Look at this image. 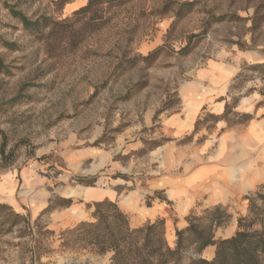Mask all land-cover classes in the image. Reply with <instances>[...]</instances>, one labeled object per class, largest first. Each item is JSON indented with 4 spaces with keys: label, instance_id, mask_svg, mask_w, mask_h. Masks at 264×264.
<instances>
[{
    "label": "rangeland",
    "instance_id": "rangeland-1",
    "mask_svg": "<svg viewBox=\"0 0 264 264\" xmlns=\"http://www.w3.org/2000/svg\"><path fill=\"white\" fill-rule=\"evenodd\" d=\"M50 1L0 0V204L29 222L27 229L21 224L2 235L0 264H109L110 254L61 248L62 232L91 219L74 212L62 226L53 214L61 209L59 200L82 205L83 190L102 184L114 187L119 198L146 189L164 169L166 146H197L212 133L215 99L180 138L166 130V118L216 86L227 105L222 118L230 124L241 99L264 109V60L239 58L264 59V0H173L192 3L179 17L162 12L165 0H116L100 8L102 23L92 33L84 30L88 16L73 17ZM5 3L30 21L63 22L62 36L55 41L33 35ZM224 66L236 73L217 83L213 70ZM257 193L264 197V184L222 206L228 217L215 230V241L236 233L238 219L248 213L246 197L263 204ZM41 196L49 199L35 214ZM153 198L164 200L155 192L145 204ZM127 215L132 229L134 214ZM175 239L166 243L174 247ZM214 252L187 250L185 259L211 260Z\"/></svg>",
    "mask_w": 264,
    "mask_h": 264
},
{
    "label": "crops",
    "instance_id": "crops-1",
    "mask_svg": "<svg viewBox=\"0 0 264 264\" xmlns=\"http://www.w3.org/2000/svg\"><path fill=\"white\" fill-rule=\"evenodd\" d=\"M85 5L84 0H74L65 4L64 10L70 13ZM239 58H254L257 62L264 60L255 54H243ZM213 71L217 83L231 79L236 73L233 67L227 66ZM219 92L220 88L216 86L210 95L193 101L189 109L181 114H172L164 122L166 130L180 138L193 129L199 111L215 99L211 103V111L218 119L204 143L182 149L166 146L164 169L150 179L146 189L138 188L119 198L120 192L112 186L102 184L85 188L79 197L83 204L96 203V200L104 198L116 202L122 212H133L130 225L134 228L163 221L166 239L172 243L175 229L184 230L186 218L192 211L228 206L239 197L248 195L256 186L264 184V109L257 107L254 101L241 99L238 106L235 104L231 110L234 121L230 124L222 118L227 105L223 93ZM243 117H247V121L236 122ZM155 192L163 194L164 200L153 198L146 205L144 198ZM48 199L44 196L34 201L33 212L37 214L44 210ZM10 204L22 209L14 199H10ZM83 204L57 210L53 212L54 217L65 227L68 225L65 218L71 213L84 214Z\"/></svg>",
    "mask_w": 264,
    "mask_h": 264
},
{
    "label": "trees",
    "instance_id": "trees-1",
    "mask_svg": "<svg viewBox=\"0 0 264 264\" xmlns=\"http://www.w3.org/2000/svg\"><path fill=\"white\" fill-rule=\"evenodd\" d=\"M71 1L73 0H53L50 3L56 8H63ZM113 2L117 1L87 0L85 6L74 10L73 17L88 16L84 30L86 33H92L99 29L102 23L100 8ZM165 2L162 12H174L176 17H179L184 8L191 10L192 7V3L173 0ZM9 8L12 16L33 35L53 38L56 41L64 32L63 22H53L46 17L30 21L13 6ZM45 30H48L46 34ZM262 67L257 65L254 68ZM247 119L243 117L236 122L244 123ZM256 196L264 199L260 193ZM245 199L249 202L248 213L238 219L237 230L233 236L219 241L214 239L215 230L222 226L228 217L226 210L218 205L204 209L201 217L188 216L184 230L175 231L174 247L166 243L163 221L131 229L128 215L119 209L116 202L103 200L89 203L86 204L84 212L88 213L91 221L80 222L76 227L62 232L60 246L62 249L74 250L89 248L97 255L110 254L109 264H264V229L254 228L255 225L264 224V202L257 206L254 198ZM51 204L52 200H49L47 209H51ZM72 205L71 199L62 198L57 207L62 209ZM21 224H25L26 229L29 227L25 217L0 204V238ZM208 247H215L211 260L195 257L185 259L187 250L201 254Z\"/></svg>",
    "mask_w": 264,
    "mask_h": 264
}]
</instances>
